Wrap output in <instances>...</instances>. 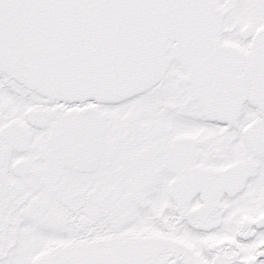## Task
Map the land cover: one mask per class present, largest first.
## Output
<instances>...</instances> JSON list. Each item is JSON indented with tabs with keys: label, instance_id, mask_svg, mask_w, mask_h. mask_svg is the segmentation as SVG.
Masks as SVG:
<instances>
[{
	"label": "snow or ice",
	"instance_id": "obj_1",
	"mask_svg": "<svg viewBox=\"0 0 264 264\" xmlns=\"http://www.w3.org/2000/svg\"><path fill=\"white\" fill-rule=\"evenodd\" d=\"M0 264H264V0H0Z\"/></svg>",
	"mask_w": 264,
	"mask_h": 264
}]
</instances>
